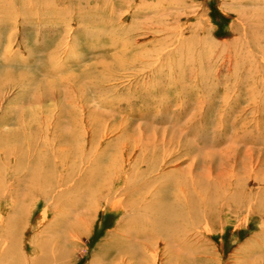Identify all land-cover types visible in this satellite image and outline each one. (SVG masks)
<instances>
[{"label": "rangeland", "instance_id": "rangeland-1", "mask_svg": "<svg viewBox=\"0 0 264 264\" xmlns=\"http://www.w3.org/2000/svg\"><path fill=\"white\" fill-rule=\"evenodd\" d=\"M20 1L23 5L13 10ZM37 1L0 0V120L12 121L0 124V133L22 132L18 142L0 144V152L13 150L14 143L15 148H28L25 133L42 129L33 138L30 159L39 152L52 162L54 155L65 157L77 166L76 173L81 166L112 164L113 174L126 163L122 154L135 152L127 161L132 167L144 158L141 145L140 150L133 148L136 143L155 142L168 152H156L155 172L146 178H160L164 184L184 177L192 165L195 177L208 173L214 156L211 177L221 186L233 183L221 198L229 204L216 206L210 222L196 229L190 225L198 232L192 231V245L175 261L264 264V216L246 212L247 201L240 194L249 185L251 167L264 161V0ZM17 16L20 25L1 27L5 18L11 22ZM54 132L62 135V143L58 136L45 140ZM91 135L92 147L87 145ZM254 139L257 145H245ZM248 148L254 149L253 165L241 153ZM147 155L154 160L153 152ZM221 167L223 178L216 179ZM125 171L117 190L128 179ZM259 173L264 177V167ZM156 186L159 182L144 196ZM34 197L28 201L20 234L23 251L30 256L41 243L39 237L60 226L56 210L44 198ZM1 201L4 217L12 207ZM123 215L110 203H99L69 264H92ZM50 233L44 240L58 236ZM67 250L71 256V247ZM159 250L166 251L161 245L153 253Z\"/></svg>", "mask_w": 264, "mask_h": 264}, {"label": "bare ground", "instance_id": "bare-ground-1", "mask_svg": "<svg viewBox=\"0 0 264 264\" xmlns=\"http://www.w3.org/2000/svg\"><path fill=\"white\" fill-rule=\"evenodd\" d=\"M43 1L44 0H39L35 4H39L38 2L42 3ZM23 3L24 2H21L19 6H17V4L14 5L13 10L21 7ZM36 7L37 6H35V8ZM15 13H18V11ZM26 13L27 12H25V14ZM22 16L20 17L22 18ZM24 18L26 19L27 17L25 16ZM16 19L17 22L13 23ZM16 19L10 22L8 18H5L6 21H3L4 24L2 23L1 27L5 24L8 26L13 24L16 26L20 25L21 21L19 20V16H17ZM246 22L247 21H245V23ZM257 35L263 36V34L261 35L258 32ZM8 40L13 42L14 39L12 40V37H10ZM8 61L11 62V60ZM45 68L46 67L42 69L43 72H46ZM10 123H12L10 119H6L5 121L2 119L0 120V124L4 126L7 124L10 125ZM41 130L42 129H33L31 133H25L24 137L26 139L25 141H27L28 148H15L14 143L10 145L14 146L13 150L11 148H5L0 152V195L3 194L0 201L4 199V201L9 202L12 207V212L9 215L0 217V264H69L72 253L75 252L74 248L80 244L81 238L87 233L92 224L99 203H110L112 208L123 210L124 215L119 221L116 230L109 235V239H107L100 248L101 253L98 254V258L92 264H186L187 261L176 263L175 258L176 260L179 259L178 254H180V252L184 253L188 246H190V244L192 245V242H190L191 235L193 234L192 231H194L195 234L198 232V230H195V226L200 223L203 224V222H205V224L208 221L210 222V217L215 213V207L219 204L223 202L224 205L229 204V201H226L227 199L221 198L224 194V188L230 187L233 183L221 186L217 180L216 182L215 179L211 177L214 156L211 158L210 167L207 171L208 173L204 174L203 172V174L197 175V178L193 175L195 167L192 165L187 167L188 172H186L184 177L178 176V179L175 181H173V179L170 183L164 184V181L160 183V178L148 179L146 177L151 176L155 172L157 163L155 156L156 152L158 154V152L161 153V150H163L164 155L168 151L165 153V148L159 146L155 142H139V145L136 143L133 148H138L137 150H140L141 145V153H143L144 158L140 160L137 159L136 165L133 167L128 163L133 159L134 151L128 155L122 154V156H124L123 161L125 160L124 162L126 163L128 161V163H123L124 166L119 167L117 170L113 169V174L110 172L112 171V164L106 167L99 166L97 168H93L90 165L81 166L80 170L76 173L77 166L74 163L72 164V160V162L67 160L69 162L68 166H63L62 163H67V161H64L65 157L63 160H60L58 156L54 155L56 160L52 162L49 158L42 157L41 152H39L30 159L28 153L30 151V146L35 142L33 138H37V133ZM55 134L56 132H54L53 136L49 134L45 140L49 141L51 137L55 139L58 136L60 139L57 138V140L59 139L60 143H62V140H64L62 135L58 134L55 136ZM21 137L22 132H1L0 144L5 145L7 141H15L16 139L18 142ZM162 138L163 140L165 139L164 136ZM243 138L244 137H242V139ZM74 139L75 136L73 137V140ZM163 140L160 139V141ZM138 141L140 140L138 139L136 142ZM171 141L173 142L174 140L172 139ZM93 144L94 138L93 135H91L87 145H91L92 147ZM185 144H187V142L184 143V145ZM247 144L257 145L258 143L256 139H254L248 143L246 142L245 145L247 146ZM18 145L19 144L16 146ZM164 145L168 144L165 143ZM170 146L171 144L169 147ZM184 147L185 146H183V148ZM239 149H236V151L238 152ZM144 152H149L147 154H152L153 152L152 156L154 160L149 161L146 158L148 155H144ZM241 153L244 154L243 158H246L245 160H247V163L252 162V165L254 164V149L248 148ZM89 155L90 153L88 156ZM160 157L162 158L161 155ZM164 159L165 158H163V164L166 163V159ZM57 161H60V163ZM141 164H144V169L140 168ZM246 164H244V166H246ZM263 167L264 161L261 160L258 161L256 167H251L250 187L249 185L247 188L245 186L243 193L240 192L242 198L244 197L247 201V206L244 205L245 208L243 207V209L249 213L261 214V216H264V177L258 175L261 174L259 172ZM58 168L61 169L60 172H58ZM125 170H129L128 179L123 181V186L117 190L121 182L123 171ZM223 171L221 167L216 173V179L223 178ZM134 172L136 174L133 175ZM232 174H234V172ZM136 177H139V179L142 178L144 182L138 185L133 184L131 180ZM157 182H159V186H156L155 192L148 194V198L145 197L144 193L150 192ZM238 182L244 183L242 180ZM171 184H173L172 188L170 186ZM189 188H192V190ZM168 190H171V192H168ZM36 195L44 198L50 209L56 210L54 211V218L58 223L57 225L59 226L60 224V226L54 229V231L58 233V236H56L54 231H52V233L45 232L46 234L50 233L51 236H56L54 240H44L45 233L42 234L43 237H39L41 243L37 245V247L35 246L36 250L33 251L30 256L26 255L23 251L20 234L23 230V221L25 220L24 217L28 201ZM231 199L233 200V198ZM240 202L238 201V204H241ZM59 209L61 212L57 211ZM236 209L240 211L241 208L238 207ZM4 219H6L5 225L2 223ZM191 224H193V228L195 229H190ZM54 227V224L50 225V228ZM2 229L3 231L1 232ZM189 230H191V232ZM57 240L62 244L57 243ZM31 242L35 243V240H31ZM161 245L164 246V250L166 251L162 252L159 250L153 253L155 249ZM69 247L73 250L71 256L69 253L70 250H67ZM53 251L56 253L53 254ZM172 253L175 254V257L171 256L173 255ZM183 257L184 256L180 258ZM185 258L186 257H184V259Z\"/></svg>", "mask_w": 264, "mask_h": 264}]
</instances>
